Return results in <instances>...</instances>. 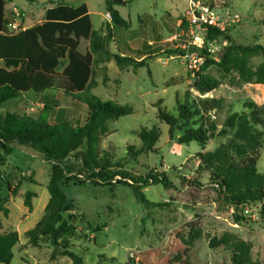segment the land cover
Here are the masks:
<instances>
[{
    "label": "rangeland",
    "instance_id": "374dc122",
    "mask_svg": "<svg viewBox=\"0 0 264 264\" xmlns=\"http://www.w3.org/2000/svg\"><path fill=\"white\" fill-rule=\"evenodd\" d=\"M48 1L60 0H10L9 10L18 9L9 13L11 23L8 27L15 24L12 31H16L20 26L42 23ZM120 2H115L113 7L128 22V28L115 27L110 50L139 60L143 45L149 42V53L155 49L161 53H155L146 60L144 67L136 70L129 66L117 67L113 61L106 65L105 72L101 66L94 67L91 94L133 109L130 115L106 122L108 136L100 145V157L106 156L111 169L126 173L128 178L139 179L155 171L163 174L172 186L166 189L159 184L143 188L141 191L150 202L143 204L136 200L131 188L123 184L106 187L65 182L62 189L71 203L69 214L75 217L73 225L77 235L71 238V250L81 258L82 264H135L139 253L164 249L177 241L186 249V255L181 259L189 264H232L234 245L243 242L250 247V263L264 264V225L259 218L260 205H246L244 222L236 224L231 217L233 209L221 205L214 188L207 185L205 174L198 180L199 185L190 183L196 177L197 153L211 151L225 139L214 137L205 145L180 143L186 131L197 127V118L189 122L178 120L171 136L168 135V126L157 119L158 107L178 119L175 98L184 103L186 92L190 94L187 97L189 102L198 95L190 87L193 73L201 65L198 58L201 51L194 53L193 60L183 55L169 57L165 54L166 50L187 44L189 36L182 35V32L188 29L191 3L198 2L219 15L239 17L240 22L227 32L232 42L264 48V0ZM83 3L90 11L93 30L102 29L107 33V26H112V23L105 0H70L72 6ZM200 36L205 38V33L201 32ZM227 46L224 40L218 39L207 48L213 59L218 60ZM203 47L204 44L197 48ZM79 49L87 51L88 42L81 40ZM248 66L253 71L264 66V56L253 55L248 59ZM208 72L220 81L210 97L224 99L223 110L213 118L217 131L221 129L227 113L242 112L243 103L264 104V87L246 84L235 74L222 76L214 67ZM42 103L41 98L24 94L2 105L0 116L14 113L38 119ZM86 118V107L72 103L69 97L61 98L49 114L50 121L67 123L72 127L82 126ZM142 128L157 129V142L153 151L132 157L128 155L127 148L132 147L134 151L141 148L137 134ZM72 161L70 158L67 162ZM256 169L264 174V142ZM50 174L51 165L27 148L13 152L0 166V202L9 213L4 217L0 212L1 227L8 230L12 226L19 236L10 264H73L67 257L58 256L52 260L53 247L47 239L38 247L25 245L20 250V245L28 241L25 232L32 229L43 215L49 198L46 185ZM114 180L132 183L128 179L121 180L119 176ZM26 193H31V213L24 206Z\"/></svg>",
    "mask_w": 264,
    "mask_h": 264
},
{
    "label": "trees",
    "instance_id": "16d2710c",
    "mask_svg": "<svg viewBox=\"0 0 264 264\" xmlns=\"http://www.w3.org/2000/svg\"><path fill=\"white\" fill-rule=\"evenodd\" d=\"M9 2L0 0V108L24 94L41 98L43 107L38 119L14 113L0 116V166L20 148L30 149L51 165L46 185L49 198L41 219L25 232L28 239L26 245L38 247L41 241L47 239L53 247L52 260L60 256L69 258L73 264H82L81 258L71 250V238L77 235L73 225L75 217L69 214L71 203L62 189L65 182L106 187L123 184L129 186L136 200L143 204H150L141 191L143 188L159 184L166 189L172 186L163 174L155 171L139 179L128 178L126 173L113 171L106 156L100 157V145L108 136L106 122L130 115L133 109L111 100H101L90 92L94 67L101 66L105 72L106 65L113 61L117 67L129 66L136 70L144 67L146 60L159 50L141 53L139 60L110 50L115 27L128 28V22L114 9L112 0H105L112 23V26H107V33L102 29L93 30L85 4L75 7L63 1L45 11L42 23L20 26V30L9 32ZM227 32L208 27L204 47L195 51V54L201 51L198 54L201 65L193 73L190 88L198 95L189 102L187 97L190 94L186 92L184 103L175 98L178 119L167 115L160 107L157 119L168 126V135L171 136L178 120L189 122L197 118V127L186 131L180 143L205 145L214 137H223L225 140L215 149L197 153L196 177L190 183L199 185L198 180L205 174L207 185L214 188L221 205L233 209L231 217L236 224L244 222L246 205H260L259 218L264 225V174L256 169L264 142V104L258 106L253 101L243 103L242 112L227 113L221 129L217 131L213 118L223 110L224 99L210 97L220 81L208 72L214 67L222 76L235 74L246 84L264 87V66L254 71L248 66V59L253 55L264 56V48L233 43ZM218 39L224 40L228 46L225 53L215 60L207 45ZM81 40L88 42L85 53L79 49ZM181 51L166 50L165 54L169 57L181 56ZM64 97L86 107L87 118L82 126L72 127L49 120L51 110ZM137 137L141 148L137 151L127 148L128 155L132 157L153 151L158 131L142 128ZM70 158L73 161L67 162ZM116 176L132 183L115 181ZM25 196L24 206L31 213V193ZM0 212L4 217L8 215L2 202ZM18 242V233L2 231L0 220V264H10L14 256L13 248ZM249 252L248 244L236 243L232 264H251ZM185 255L186 249L174 241L164 249L139 253L135 264H189L181 259Z\"/></svg>",
    "mask_w": 264,
    "mask_h": 264
},
{
    "label": "built area",
    "instance_id": "2783aa9c",
    "mask_svg": "<svg viewBox=\"0 0 264 264\" xmlns=\"http://www.w3.org/2000/svg\"><path fill=\"white\" fill-rule=\"evenodd\" d=\"M187 22L188 29L182 32V35H188L189 40L186 42V47L183 46L178 49L183 48L182 50L185 51V53L182 54L184 58L189 57L192 59L195 54L191 52V49H196L197 47L200 48L205 43V38L200 36L201 32L206 35L208 27L221 32L227 31L231 26L239 23L240 18L237 16H231L230 14L219 15L207 6L201 5L198 2H192ZM173 39H176V36H174ZM193 62L195 61H192V63Z\"/></svg>",
    "mask_w": 264,
    "mask_h": 264
},
{
    "label": "crops",
    "instance_id": "0c3cea01",
    "mask_svg": "<svg viewBox=\"0 0 264 264\" xmlns=\"http://www.w3.org/2000/svg\"><path fill=\"white\" fill-rule=\"evenodd\" d=\"M60 1H63L64 3H66V4H68V5H71L70 4V0H60ZM57 2H59V1H57ZM57 2H51V1H48L47 2V6L44 8V10H43V12L45 13V11L48 9V8H51V7H53ZM13 3V2H12ZM83 4H85V3H83ZM81 5V4H80ZM86 5V4H85ZM72 6V5H71ZM79 6V5H78ZM76 7V6H75ZM86 7H87V5H86ZM106 8V7H105ZM16 9H18L17 7H14V8H12L11 10L12 11H10L9 10V5L7 6V13L9 14L10 12H13V11H16ZM21 12V11H20ZM87 12H88V15H89V17H90V11L88 10V7H87ZM108 15H109V13H107ZM110 17V16H109ZM16 25L14 24L13 25V27H15ZM13 27H7L8 28V31L9 32H13L12 31V28ZM16 31H18V30H16ZM151 43H147L146 45H147V47H144V45H143V49H144V51L143 52H141V53H148L150 50L148 49L149 47V45H150ZM88 50V49H87ZM86 52V50L83 52V53H85ZM158 53H161V51L160 52H158ZM31 95V94H30ZM8 215H9V213H8ZM8 217V216H7ZM1 225H2V223H1ZM3 228V227H2ZM2 231H14L13 229H12V226H9V228H8V230H4V228L2 229ZM17 232V231H16ZM18 244H19V242H18ZM26 243L24 244V245H20L21 247H20V250H22V249H24L26 246Z\"/></svg>",
    "mask_w": 264,
    "mask_h": 264
},
{
    "label": "water",
    "instance_id": "95a60500",
    "mask_svg": "<svg viewBox=\"0 0 264 264\" xmlns=\"http://www.w3.org/2000/svg\"><path fill=\"white\" fill-rule=\"evenodd\" d=\"M112 1H113V3H115V2H116V3H121L120 0H112ZM20 15H23V12H22V11L20 12ZM195 51H196L195 48H192V49H191V52H192V53H195ZM181 53L184 54L185 51L182 50Z\"/></svg>",
    "mask_w": 264,
    "mask_h": 264
}]
</instances>
